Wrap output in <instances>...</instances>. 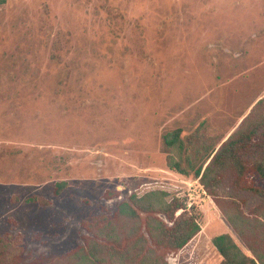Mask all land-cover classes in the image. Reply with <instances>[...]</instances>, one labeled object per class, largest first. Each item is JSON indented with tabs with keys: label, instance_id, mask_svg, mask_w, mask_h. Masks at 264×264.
Returning <instances> with one entry per match:
<instances>
[{
	"label": "rangeland",
	"instance_id": "1",
	"mask_svg": "<svg viewBox=\"0 0 264 264\" xmlns=\"http://www.w3.org/2000/svg\"><path fill=\"white\" fill-rule=\"evenodd\" d=\"M263 98L264 0L0 3V238L11 257L53 264L83 221L113 216L117 193L154 190L202 212L171 264H220L212 240L224 233L247 251L199 180L169 169L164 137L180 128L204 135L194 146L218 144ZM218 191L245 210L264 201L230 180Z\"/></svg>",
	"mask_w": 264,
	"mask_h": 264
},
{
	"label": "trees",
	"instance_id": "2",
	"mask_svg": "<svg viewBox=\"0 0 264 264\" xmlns=\"http://www.w3.org/2000/svg\"><path fill=\"white\" fill-rule=\"evenodd\" d=\"M5 0H0V3ZM178 128L167 133L164 143L168 152L167 165L181 175L194 176L222 213L246 250L235 238L224 233L212 243L222 257L220 264H264V201L245 210L240 201L231 197L223 201L219 186L227 180L238 190L264 199V189L255 179L264 181V98L244 119L240 128L218 144L202 143L204 135L182 136ZM198 154V156H193ZM257 156L249 160L250 155ZM65 183L57 185L56 194ZM163 190L133 193L119 199L116 211L90 217L81 224V238L76 248L53 264H171L172 260L202 231V212L186 200ZM106 200L111 196L106 194ZM14 246L0 238V264H17ZM17 258V257H16Z\"/></svg>",
	"mask_w": 264,
	"mask_h": 264
}]
</instances>
